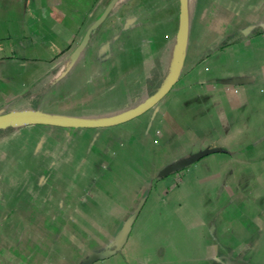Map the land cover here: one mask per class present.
<instances>
[{"label": "crops", "instance_id": "crops-1", "mask_svg": "<svg viewBox=\"0 0 264 264\" xmlns=\"http://www.w3.org/2000/svg\"><path fill=\"white\" fill-rule=\"evenodd\" d=\"M110 1L0 0V115L169 86L0 126V264H264V0Z\"/></svg>", "mask_w": 264, "mask_h": 264}, {"label": "water", "instance_id": "water-1", "mask_svg": "<svg viewBox=\"0 0 264 264\" xmlns=\"http://www.w3.org/2000/svg\"><path fill=\"white\" fill-rule=\"evenodd\" d=\"M116 0H111L104 11L101 13V15L92 23V25L88 28L86 33L84 34L80 44H79V49H82L89 37V34L92 30H94L96 27H98L106 18L108 15L111 7L115 3ZM181 20L183 24H186V14H185V8L184 5L181 6V14H180ZM168 87H165L163 90H161L158 94L155 96L151 97L150 99L146 100L138 109H136L134 112L121 117L117 119H111V120H102V121H83V120H75L73 122H67L63 120H59L56 118L40 115L34 111H13L5 114L0 115V126L8 124L10 122H15V123H28V122H36V123H43V124H48V125H54V126H71V127H102V126H110V125H115L119 123H123L125 121H128L141 113L145 112L147 109L152 107L156 102H158L161 97L166 93L168 90ZM219 149L217 148H206L203 149L197 153H194L192 155H189L185 158H182L167 167H165L160 175L165 176L168 174H171L173 172L179 171L190 164L198 161L202 157L213 153L217 152ZM106 256L104 253H98L95 255H92L88 258H86L84 261H82L80 264H92L97 260L103 259Z\"/></svg>", "mask_w": 264, "mask_h": 264}, {"label": "trees", "instance_id": "trees-1", "mask_svg": "<svg viewBox=\"0 0 264 264\" xmlns=\"http://www.w3.org/2000/svg\"><path fill=\"white\" fill-rule=\"evenodd\" d=\"M232 38H228V39H226V40H224L221 44H220V46L218 47V48H223V47H225V46H227L228 44H230L231 42H232Z\"/></svg>", "mask_w": 264, "mask_h": 264}]
</instances>
